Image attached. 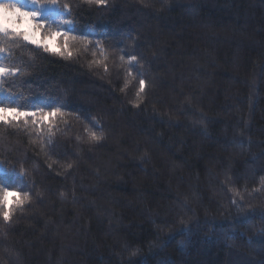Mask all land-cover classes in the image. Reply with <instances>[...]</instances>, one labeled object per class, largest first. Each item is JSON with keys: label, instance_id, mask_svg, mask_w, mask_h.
<instances>
[{"label": "trees", "instance_id": "obj_1", "mask_svg": "<svg viewBox=\"0 0 264 264\" xmlns=\"http://www.w3.org/2000/svg\"><path fill=\"white\" fill-rule=\"evenodd\" d=\"M57 2L72 55H5L0 102L63 108L0 123V264H264V0Z\"/></svg>", "mask_w": 264, "mask_h": 264}, {"label": "snow or ice", "instance_id": "obj_2", "mask_svg": "<svg viewBox=\"0 0 264 264\" xmlns=\"http://www.w3.org/2000/svg\"><path fill=\"white\" fill-rule=\"evenodd\" d=\"M27 3L31 5H35V10H27L24 8L22 3H19L18 0H0V95L7 94L8 96L15 95L14 93H8L4 88V84L8 79H14L18 76L23 75V69L17 65L13 64L10 61L5 60V55L7 53V49L10 47V41H24L26 44H31L37 48H42L46 53H52L59 56H65L67 53L68 56L72 55V52L68 48V39H65L63 45L57 41L56 47H51L50 42L46 43L45 39H36V34L41 33V30L45 28V24L42 20L38 18L41 17L45 12H49L52 10L53 6L59 12L61 16L71 15L70 12H60V6L57 0H26ZM88 3H96V4H105L106 0H88ZM67 8V5L64 6ZM8 13L14 14L12 16L15 17V21L11 19ZM26 17L28 19L29 27L27 30L19 31L14 27L15 23H18L20 18ZM69 27L72 25V21L65 22ZM44 37H50L51 33L44 32L41 33ZM56 35L59 37L63 35L64 37H68V32H57ZM71 39H76V37H71ZM121 60H124V56H121ZM137 61V57L132 55L129 58L130 66H133L131 62ZM146 87L145 80L141 79L139 81V91L143 92ZM63 105H58L53 107L50 112H46L43 107L40 106H21L16 104L12 106L11 104H5L0 102V123L3 124H12L14 121L18 122L23 120L24 124L27 125L29 123V119L31 118V123L36 125L37 123H42L48 117H56L61 113V109ZM32 109V110H29ZM102 137L92 133L90 139L93 141H98ZM12 193V196L16 197L15 203L17 205L24 204L28 199V193H23L21 196L17 193ZM4 196H0V206H6V203L3 199ZM11 203V201H8ZM236 204V202H233ZM238 206V205H237ZM0 215L3 216V220L5 222L9 221L10 213L9 211H0Z\"/></svg>", "mask_w": 264, "mask_h": 264}, {"label": "rangeland", "instance_id": "obj_3", "mask_svg": "<svg viewBox=\"0 0 264 264\" xmlns=\"http://www.w3.org/2000/svg\"><path fill=\"white\" fill-rule=\"evenodd\" d=\"M6 2H7V0H6ZM18 2H19V3H22L23 6H24V8H26L27 10H30V11H31V10L34 9L33 6H35V5H31V4L27 3L26 0H18ZM52 9L56 10L54 6H53ZM8 15L11 17V19H12L13 21H15V17L12 16L11 13H8ZM14 27H15L17 30H19V31L27 30L28 27H29L28 19H27L26 17H22V18H20L19 22L14 24ZM35 38L38 39V40H39V39H45V38H43V37L40 35V33H37ZM46 41H47V39H45V42H46ZM47 42H50V43L52 44V46L55 44V43L53 42V40H49V41H47ZM47 42H46V43H47Z\"/></svg>", "mask_w": 264, "mask_h": 264}, {"label": "clouds", "instance_id": "obj_4", "mask_svg": "<svg viewBox=\"0 0 264 264\" xmlns=\"http://www.w3.org/2000/svg\"><path fill=\"white\" fill-rule=\"evenodd\" d=\"M11 15H14V14H11ZM10 196H12V193H10V192L4 194L3 199H4V202H5V203L8 202V198H9Z\"/></svg>", "mask_w": 264, "mask_h": 264}]
</instances>
